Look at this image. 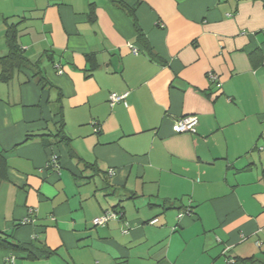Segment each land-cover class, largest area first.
<instances>
[{
	"label": "crops",
	"instance_id": "1",
	"mask_svg": "<svg viewBox=\"0 0 264 264\" xmlns=\"http://www.w3.org/2000/svg\"><path fill=\"white\" fill-rule=\"evenodd\" d=\"M7 22L29 63L0 81V238L50 253L0 264L264 258L262 0H0V56Z\"/></svg>",
	"mask_w": 264,
	"mask_h": 264
},
{
	"label": "trees",
	"instance_id": "2",
	"mask_svg": "<svg viewBox=\"0 0 264 264\" xmlns=\"http://www.w3.org/2000/svg\"><path fill=\"white\" fill-rule=\"evenodd\" d=\"M264 4V0H262ZM129 13L134 17L137 25V20L134 15L133 9H128ZM90 20L94 21L95 20V15L93 11V7L90 13ZM7 30H6V42L8 45V51L5 55L0 56V81L2 82H9L10 80L13 79L15 72L26 66L29 63V60L27 57L24 55L23 49L19 43V31L17 29V26L15 24H9L7 22ZM138 32H139V38L141 41H144L143 35L141 33L140 28L137 26ZM148 51L152 55L154 53L152 52V49H150L146 45ZM38 65V62L35 64V66ZM35 77L39 76V73L34 74ZM39 83L42 84L44 87L47 86L48 81L46 77L41 76L38 79ZM60 129L61 132H63V127H64V120L63 118L60 120ZM66 136H63V139H65ZM0 245H6L7 247L12 248L13 250H21L25 251L29 257L31 256H38V254L43 253L45 255H48L50 252L47 250L43 249H37V247H33L31 245L27 244H20V243H13L8 241L7 239H1L0 238ZM233 264H264V258L258 257V256H249V257H239L237 258Z\"/></svg>",
	"mask_w": 264,
	"mask_h": 264
},
{
	"label": "built area",
	"instance_id": "3",
	"mask_svg": "<svg viewBox=\"0 0 264 264\" xmlns=\"http://www.w3.org/2000/svg\"><path fill=\"white\" fill-rule=\"evenodd\" d=\"M132 51L134 53H138V49L136 47H132ZM208 77L211 81H216L218 79L217 75L215 73H208ZM128 93L125 94H117V93H111L110 95V103L114 105L117 102L124 101ZM198 116L195 114H189L180 117L178 119L174 126L173 130L175 132H189V133H196L197 132V126H198ZM97 130V129H96ZM49 164L52 165L55 169L59 170L61 167L60 160L58 158V155L53 154L50 158ZM189 213V211H188ZM122 213L115 211L113 209L105 211L102 215L95 217L93 219L94 225H105L112 219L121 218ZM157 219H153L151 223H156ZM7 261H13L12 258H8Z\"/></svg>",
	"mask_w": 264,
	"mask_h": 264
}]
</instances>
